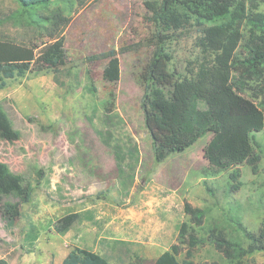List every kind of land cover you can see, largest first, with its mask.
<instances>
[{
	"label": "rangeland",
	"instance_id": "1",
	"mask_svg": "<svg viewBox=\"0 0 264 264\" xmlns=\"http://www.w3.org/2000/svg\"><path fill=\"white\" fill-rule=\"evenodd\" d=\"M160 2L94 0L73 6L64 33L39 51L23 78L7 80L0 90V103L20 133L14 143L0 139V161L34 187L13 227L1 209L18 199L0 200V257L10 264H61L74 247L104 255L110 264H153L177 244L178 227L191 225L184 204L205 211L203 224L193 226L205 238L194 264H264L263 252L238 263L208 242L216 229L246 247L242 231L257 236L262 228L264 130L255 134L256 174L240 166L242 186L229 193L230 171L219 172L204 158L211 135L174 154L169 134L147 106L149 74L154 88L167 91L196 62L212 58L202 53L200 33L192 29L169 45L170 62L151 67L152 15ZM58 5L53 0L43 12ZM19 8L17 0H0V20ZM32 36L12 22L0 26L2 38L27 44ZM68 211H90L94 222L59 237L48 222ZM28 221L39 232L31 250L24 243ZM183 258L184 251L178 260Z\"/></svg>",
	"mask_w": 264,
	"mask_h": 264
},
{
	"label": "trees",
	"instance_id": "2",
	"mask_svg": "<svg viewBox=\"0 0 264 264\" xmlns=\"http://www.w3.org/2000/svg\"><path fill=\"white\" fill-rule=\"evenodd\" d=\"M59 1L60 5L44 13L53 0H17L19 10L0 20V26L12 22L33 33L27 44L0 37V90L7 80L23 78L39 51L46 50L64 33L73 6L83 7L94 0ZM260 5H264V0H161L152 15L151 67L159 60L170 62L169 45L192 29L200 33L197 42L202 53L212 58L196 62L167 91L154 88L149 74L145 88L147 106L169 134L174 154H181L188 146L211 135L204 158L219 172L230 171L229 193L239 191L242 186L239 167L247 165L256 174L260 162L255 151V134L264 130V12L258 11ZM239 50L245 54L242 56ZM246 92H250V98ZM254 100H260L259 105ZM0 139L8 143L20 139L1 103ZM35 174L43 176L42 170ZM33 189L31 183L0 161V200L12 196L18 199L16 203L2 205L1 215L8 227L21 218L20 206L28 203ZM183 212L189 216L191 225L182 223L178 227L177 244L153 264H194L195 250L205 244V238L199 237L194 227L203 224L205 211L184 204ZM85 222H94L90 211H68L56 221H49L48 226L64 237ZM237 224L242 228L238 221ZM242 232L248 241L246 247L243 241L216 229L210 231L208 242L224 257L238 263L254 252L264 253V223L257 236ZM38 237L36 226L28 221L24 237L28 250ZM182 251L184 258L179 261ZM0 264L10 263L0 257ZM61 264H110V261L90 249L74 247Z\"/></svg>",
	"mask_w": 264,
	"mask_h": 264
}]
</instances>
